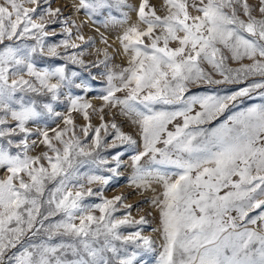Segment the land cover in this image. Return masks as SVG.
Instances as JSON below:
<instances>
[{
	"label": "snow or ice",
	"instance_id": "obj_1",
	"mask_svg": "<svg viewBox=\"0 0 264 264\" xmlns=\"http://www.w3.org/2000/svg\"><path fill=\"white\" fill-rule=\"evenodd\" d=\"M47 4L48 0H0V168L6 171L0 178V264H134L140 250L153 251V241L139 230L122 235L120 229L147 221L143 216L136 221L127 216L114 219L115 203L123 199L121 196L92 205L84 203L94 190L80 183L79 166L88 159L96 163L104 143L102 129L105 136L109 128L115 132L108 147H116L117 142L134 147L137 140L121 131L114 120L106 123L101 115L89 148L77 135L71 115H65L63 128L49 129L45 123L35 129L52 155L49 151L28 154L36 143H29L34 133L28 123L60 117L53 102L59 100L61 89L71 84L64 66L38 69L33 56L39 50L57 57L61 45L65 49L79 47L65 39L48 44L45 51V38L55 35L46 28L56 22L61 11ZM165 4L167 14L160 16L147 0H140L138 23H132L117 37L128 57L127 66L119 71L108 68L111 57L107 49L100 50L104 59L97 61L107 69L105 94L99 99L110 108L119 107L140 130L142 150L131 157L134 173L130 183L143 185L148 177L163 183V199L153 200L160 210L163 238L156 264H264V213L246 219L248 210L264 206V198H258L264 197V104L235 112L216 127H189L225 112V101L264 89V80L230 96L184 98L191 83L220 84L248 76L264 77V0H259L260 18L252 14L248 0H200L199 6L192 5L200 13L196 16L189 14L186 0H165ZM79 7L90 17L105 8H132L126 0H80ZM238 9L246 20L240 18ZM108 20L126 23L127 12L121 11L119 19L109 12ZM64 32L70 34L71 29ZM29 38L34 43L23 42ZM144 38L150 42L145 43ZM77 39L84 41L85 37L79 35ZM101 40L107 43L104 37ZM170 41L178 46L170 47ZM222 49L231 54L232 60L247 57L252 62L228 67V56ZM67 58L84 63L76 53ZM202 62L223 80L213 79L201 67ZM21 72L34 78L35 83L19 75ZM10 73L15 78L10 79ZM28 94L48 96L50 101H38ZM260 95L264 96V91ZM68 101V113L79 111L85 121L90 119L88 109L103 111V106L94 109L90 102L71 94ZM194 103L204 111L189 116ZM176 105L179 107L175 110H168L167 106ZM8 117L14 126H8ZM176 117H183V124L169 131L168 125ZM89 128H81L85 138ZM49 131L54 135L50 137ZM14 136L21 138L14 140ZM161 143L164 147L157 146ZM119 156L117 153L112 159L118 161ZM144 157H148L147 167L140 163ZM161 165L175 171L162 173L153 167ZM108 180L100 175L87 176L89 185L107 184ZM221 189L226 191L221 194ZM233 209L237 216L229 214ZM57 215L62 218L48 222ZM77 218L79 223L74 222ZM257 219L261 221L258 228L247 226L256 225ZM54 238L58 242H53ZM17 246L21 250L9 255Z\"/></svg>",
	"mask_w": 264,
	"mask_h": 264
},
{
	"label": "rangeland",
	"instance_id": "obj_2",
	"mask_svg": "<svg viewBox=\"0 0 264 264\" xmlns=\"http://www.w3.org/2000/svg\"><path fill=\"white\" fill-rule=\"evenodd\" d=\"M188 4L189 14L192 16L200 15L196 8L192 5H200V0H186ZM206 2V0H205ZM140 0H126V4L131 5L132 8L122 7L120 10H117L116 7L111 9L105 8L100 12L92 15L91 17L88 14L86 9L80 8V0H48L47 6L52 8H60V15L56 18L54 24L49 25L46 28V31L49 33H55V35H49L45 38V51L47 50L48 44H59L61 40L67 39L69 43H75L79 45L78 48H68L65 49L62 45L57 49L60 53L57 57H49L38 52L33 56V62L38 69L41 68H55L59 66H64L66 69V75L71 78V84L62 88L60 93L59 100L53 102V107L56 112L61 113L60 117L53 116L51 119L45 117L39 122H29L27 127L33 129L32 135L29 136V143L36 141L35 145L30 147L28 154L35 156L40 155L44 151H49L46 146L41 143V137L38 133L35 132V129L41 128L44 124H47L49 129L56 128L59 126L63 128L65 125L63 123V116L71 115L73 120V125L75 126V131L77 135L81 138L83 143L89 148L92 146V136L95 135L94 129L100 125V117L104 116L106 123L115 121V123L120 127L121 131L126 134L131 135L134 139L137 140V144L133 147L128 144H119L117 142L116 147H108L113 143V137L115 132L113 129H108V135L105 136L103 129L101 130V137L104 138L103 146L98 150L99 156L96 157V163L91 162V159H88L87 163H84L79 166L80 173V183L85 185V188L91 187L94 190L92 196H86L84 198V203L92 205L101 203L105 199H112L116 196H121L123 199L115 203L116 211L113 213L114 219H123L127 216L130 220L136 221L141 216L145 218L147 223L136 225L130 224L122 226L120 232L122 235H128L137 230L140 231L141 235L148 236L153 241V251H143L140 250V254L137 256L134 264H156V259L161 250V245L163 244V238L161 235L160 228V210L156 204L153 203V200L159 201L163 199V183L154 177H148L146 183L141 185L139 182L130 183V177L134 173L132 166L131 157L137 152L142 150V142L140 140V130L138 125L132 122V118L126 117L121 114L119 107L110 108L104 105V101L99 99L104 95V88L106 87L107 80L106 74L107 69L103 64H98L97 61L103 60V53L101 49H107L111 59L108 61V68H111L114 71H119L121 68L127 66L128 57L123 53V50L119 44L117 37L123 32V30L130 26L132 23H138L136 9L138 8ZM248 3L253 6L252 14L257 18H260L261 14L258 10L259 0H248ZM149 7L153 8L156 11L157 15L163 16L167 14L168 8L165 4V0H147ZM26 7H31L30 4H25ZM147 10V9H146ZM121 11L127 12V22L119 23L112 22L108 20L109 12L113 16H116L118 19L121 17ZM238 14L241 19H247L242 12V9H238ZM33 19H37V16H34ZM67 21V23H64ZM74 22V23H73ZM141 27H144L141 25ZM65 28L71 29L70 34L64 32ZM157 32L159 30H156ZM82 35L85 37L84 41L77 39V36ZM182 35V33H178ZM101 37H104L107 40V43L102 42ZM88 38H91L89 41ZM145 43H149L147 38H144ZM24 43L32 44L33 40L25 39ZM19 44L21 41H15ZM170 47L178 46L175 41L169 42ZM224 54L228 56L226 61L228 67L236 68L240 64H250L252 61L247 57L237 61L231 59V54L226 50L222 49ZM72 53L77 54L79 60H83V64L73 63L72 60L67 57L71 56ZM82 53V55H81ZM259 59V57H257ZM201 67L205 71L209 72L212 75V78L215 80H223V78L216 73L207 62H202ZM76 73L75 76H72V73ZM19 75L24 76L25 79H33L27 76L26 72H21ZM9 78L13 79L11 73ZM261 80H264V77L259 75L248 76L247 78L241 79L239 81H225L220 84H209L204 81L198 83H191L188 85V90L184 94V98L187 99L190 96L204 97V96H217L225 97L230 96L233 93L239 91L241 88L247 87L250 83H257ZM55 82V81H53ZM77 85H81L77 87ZM264 89H254L247 96L238 97L235 101H225L228 104V108L225 112L216 116L215 119L211 121H205L202 125L191 124L189 127L195 129L197 127H216L224 120L228 118L229 115H232L235 112L242 111L251 107L252 105L264 104V96H261L260 93ZM71 94L74 97H81L83 101L90 102L93 105L94 109H100L103 106V111H93V109H88L90 119L85 121L83 114L79 111L73 110L71 114L68 113V95ZM33 96V98L38 101H50L48 96H34L33 94H28ZM117 95H123V93H117ZM168 110H175L176 106H167ZM204 109L201 108L199 103H194L191 105V110L188 112L189 116H194L197 112H203ZM8 119V126H14V121L10 117ZM176 124H183V117H176L168 125L169 131L175 130ZM85 125H90L89 135L87 138L84 137V134L81 128ZM69 127H72L71 125ZM54 135L49 131V136ZM71 133H69V136ZM14 140H18L20 136L12 137ZM68 138L67 136L65 137ZM57 147H62L57 141H53ZM158 147H164V145L158 144ZM13 152L16 151L15 148L12 149ZM120 153L118 161H114L112 157ZM49 155L52 153L49 151ZM159 158V157H158ZM104 160L106 163L100 164L99 161ZM45 163L46 161H41ZM142 166H148V157H144L140 161ZM158 167L162 173H170L175 171L174 168L167 165L153 166ZM115 168L116 171L112 172L110 169ZM6 174L5 169L0 168V178H3ZM89 175H100L109 177L107 184H100L99 182H93L91 185L87 183V176ZM174 179V177H172ZM27 179V177H25ZM54 185H49V188ZM76 189H73L75 191ZM226 191L221 189V194ZM47 198V197H45ZM264 198V197H258ZM131 205L130 208L126 207ZM264 213V206L256 209L248 210L247 220L257 218ZM94 214L99 216L100 213L98 210H94ZM232 216H237V212L233 209L230 213ZM79 215V214H77ZM60 215L51 217L49 223H54L57 220L61 219ZM79 223L78 218L74 221ZM261 221L257 219L256 225L248 224V227H259ZM39 240V237L37 238ZM53 242H58V238H54ZM20 246H17L16 249L10 250L8 253L11 255L14 252H19ZM128 250L132 251L131 246H128Z\"/></svg>",
	"mask_w": 264,
	"mask_h": 264
}]
</instances>
